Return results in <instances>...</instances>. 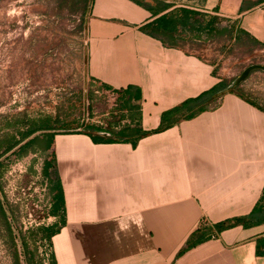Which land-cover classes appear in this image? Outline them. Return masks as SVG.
Masks as SVG:
<instances>
[{
  "label": "crops",
  "instance_id": "obj_1",
  "mask_svg": "<svg viewBox=\"0 0 264 264\" xmlns=\"http://www.w3.org/2000/svg\"><path fill=\"white\" fill-rule=\"evenodd\" d=\"M138 1L167 7L155 13L136 0H92L87 76L116 97L118 108L101 118L119 112L116 131L138 124L147 134L136 146L85 132L55 136L49 171L64 201L52 217L61 219L52 239L57 264H264V222L214 232L183 252L201 228L264 209V96L249 77L209 109L156 132L165 113L231 82L217 65L143 31L158 16L189 9L219 17L235 40L264 52V0Z\"/></svg>",
  "mask_w": 264,
  "mask_h": 264
},
{
  "label": "rangeland",
  "instance_id": "obj_2",
  "mask_svg": "<svg viewBox=\"0 0 264 264\" xmlns=\"http://www.w3.org/2000/svg\"><path fill=\"white\" fill-rule=\"evenodd\" d=\"M91 3L0 0V202L7 213L6 219L0 213V264H15L16 249L21 264H29L32 255L33 264L47 260L53 250L43 236L61 220L52 218L56 178L45 174L53 156L44 149L43 132L10 148L34 126L50 121L57 129L82 128L114 104L88 81ZM229 26L220 20L224 32L192 34L183 44L188 54L217 65L232 83L249 66L264 65V52L250 39L235 40ZM249 85L264 96V72L251 74Z\"/></svg>",
  "mask_w": 264,
  "mask_h": 264
},
{
  "label": "trees",
  "instance_id": "obj_3",
  "mask_svg": "<svg viewBox=\"0 0 264 264\" xmlns=\"http://www.w3.org/2000/svg\"><path fill=\"white\" fill-rule=\"evenodd\" d=\"M137 3L146 7L147 9L158 12L164 9L165 5L161 6L158 10H155L149 7L146 4H142V2L136 0ZM161 4V3H159ZM158 16V14H155ZM220 18L215 16H208L202 13H198L194 10L189 9H176L162 16H158L151 23L145 25L143 27V31L147 33L149 36L161 39L165 45L171 48H184V42L189 39V36L195 34L197 36H201L202 33H208L210 35L224 32L227 29H221L219 27ZM233 33V30L231 31ZM229 83L223 81L219 85L215 86L210 91L203 93L196 99H191L186 101L181 106L175 108L174 110L167 112L162 117L161 127L156 132L164 131L165 129L175 125L181 120L191 119L197 114L209 109L212 105L216 104L217 99L228 93L226 89L229 87ZM237 89V88H236ZM236 89L229 91L230 93L234 92ZM124 103V102H123ZM121 104L122 109L127 108L129 104L125 103V106ZM130 108V107H129ZM133 110H137L136 108H132ZM131 109V110H132ZM117 124V121H114ZM116 126V125H115ZM38 132H43V137L46 142L45 151L52 150L55 136L58 134H77L80 132H85L93 136V140L95 142H125L129 140H133V145L136 146L137 141L142 136L147 133H143L138 124L135 127L126 126L120 131H116L114 129L103 130L99 127L95 126H86L79 128H61L57 129L54 123L50 121H46L41 126H34L28 134L25 136L24 140L13 148H10V151H13L16 147L21 145L26 139L34 136ZM100 132H109L112 134L111 138H105L98 135ZM36 142V137L31 139L27 144H34ZM25 144V146L27 145ZM24 146H20L19 149H22ZM52 165L47 163L45 166V174L51 177L50 168ZM56 195L53 198V207L52 212L53 215L56 216L59 211L64 207V201L62 197L61 189H59L56 185L55 187ZM0 213L3 217L7 218V213L4 209L3 204L0 202ZM264 222V209L263 208H255L254 211L248 217L233 219L224 223L217 224L215 226V230L211 227H203L197 233H195L189 242L187 243V247L183 250H189L203 242H206L214 237V232L221 233L230 228L242 225L244 227L254 226ZM11 233H13L11 227H9ZM58 227H52L46 229V234L43 236V240L48 242L49 247H53L52 239L58 233ZM14 246L17 247L15 241ZM262 244L258 246V254L261 255ZM25 249L28 250V244L25 243ZM46 259H42L38 264H57L56 257L53 252ZM15 264H21L20 254L18 249L15 250L14 254ZM35 260L34 255L30 256L28 259L29 264H33Z\"/></svg>",
  "mask_w": 264,
  "mask_h": 264
},
{
  "label": "built area",
  "instance_id": "obj_4",
  "mask_svg": "<svg viewBox=\"0 0 264 264\" xmlns=\"http://www.w3.org/2000/svg\"><path fill=\"white\" fill-rule=\"evenodd\" d=\"M92 83L96 84L100 89L101 86L98 83L96 82H92ZM114 96H115L114 93H112L110 96H107V100L109 102L112 101L114 102L112 107L115 109L118 108V103L116 102V97ZM119 115H120L119 112H115L113 114H107V119H103L100 116H94L92 119H89L87 122H89L88 124L89 126L99 127L103 130H109V129L118 130L119 126L115 124L114 121L121 122V118ZM123 123H125V121H123Z\"/></svg>",
  "mask_w": 264,
  "mask_h": 264
},
{
  "label": "water",
  "instance_id": "obj_5",
  "mask_svg": "<svg viewBox=\"0 0 264 264\" xmlns=\"http://www.w3.org/2000/svg\"><path fill=\"white\" fill-rule=\"evenodd\" d=\"M254 72H264V65H252L246 68L243 73L229 85L226 91L229 92L240 87ZM82 127H86V124L84 123ZM99 135L105 138L112 137V134L109 132H100Z\"/></svg>",
  "mask_w": 264,
  "mask_h": 264
}]
</instances>
